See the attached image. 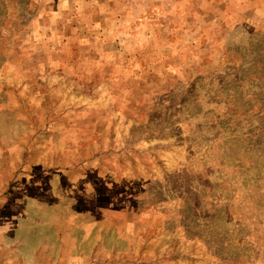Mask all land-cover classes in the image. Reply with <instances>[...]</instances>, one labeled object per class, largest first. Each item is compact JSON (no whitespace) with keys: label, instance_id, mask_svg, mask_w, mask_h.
<instances>
[{"label":"rangeland","instance_id":"1","mask_svg":"<svg viewBox=\"0 0 264 264\" xmlns=\"http://www.w3.org/2000/svg\"><path fill=\"white\" fill-rule=\"evenodd\" d=\"M0 264H264V0H0Z\"/></svg>","mask_w":264,"mask_h":264}]
</instances>
